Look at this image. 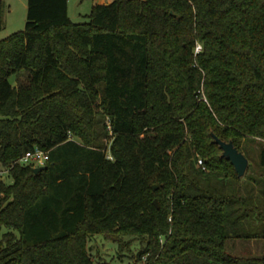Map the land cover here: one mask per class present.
<instances>
[{
  "label": "trees",
  "instance_id": "16d2710c",
  "mask_svg": "<svg viewBox=\"0 0 264 264\" xmlns=\"http://www.w3.org/2000/svg\"><path fill=\"white\" fill-rule=\"evenodd\" d=\"M68 2L27 0L0 40V264H94L96 235L141 237L146 264H264L245 246L264 241V0H111L83 22Z\"/></svg>",
  "mask_w": 264,
  "mask_h": 264
},
{
  "label": "rangeland",
  "instance_id": "374dc122",
  "mask_svg": "<svg viewBox=\"0 0 264 264\" xmlns=\"http://www.w3.org/2000/svg\"><path fill=\"white\" fill-rule=\"evenodd\" d=\"M107 3L109 0H106ZM95 0H69V15L74 22H83L87 20V15L90 14ZM3 23L4 26L0 29V40L10 34L23 30L27 20V0H4L3 2ZM13 79V78H12ZM252 153V163L254 171L259 172L257 166L259 159V143L258 141L250 143ZM7 181H11L7 171L2 175ZM126 241L131 240V249L119 248L117 242L112 239H106L102 235H96L89 242V250L92 255L94 264H146V258L139 260L138 253L143 249L145 241H142L138 236H124ZM255 255L264 253V241L252 240L247 245ZM245 250L241 242L235 244L234 252L237 254Z\"/></svg>",
  "mask_w": 264,
  "mask_h": 264
},
{
  "label": "water",
  "instance_id": "95a60500",
  "mask_svg": "<svg viewBox=\"0 0 264 264\" xmlns=\"http://www.w3.org/2000/svg\"><path fill=\"white\" fill-rule=\"evenodd\" d=\"M213 137L215 142L223 150L222 156L226 157L234 165L240 177H244L249 166V159L247 158V156L234 145L233 141H224L217 137L215 134H213ZM45 168H47L46 165H40L34 170L35 172H39ZM157 188L158 185L153 186V189ZM155 203L158 206L157 199H155Z\"/></svg>",
  "mask_w": 264,
  "mask_h": 264
},
{
  "label": "built area",
  "instance_id": "2783aa9c",
  "mask_svg": "<svg viewBox=\"0 0 264 264\" xmlns=\"http://www.w3.org/2000/svg\"><path fill=\"white\" fill-rule=\"evenodd\" d=\"M201 50V45L198 44L196 47V52H199ZM48 153L41 150V149H34L27 151L25 155L21 158L20 162L22 163H35L37 165H44L46 160L48 159ZM198 165L203 166L204 161L202 158L198 159ZM5 171H0V176L3 175Z\"/></svg>",
  "mask_w": 264,
  "mask_h": 264
},
{
  "label": "crops",
  "instance_id": "0c3cea01",
  "mask_svg": "<svg viewBox=\"0 0 264 264\" xmlns=\"http://www.w3.org/2000/svg\"><path fill=\"white\" fill-rule=\"evenodd\" d=\"M110 1H111V0H109L108 3H109ZM96 3H107V1H106V0H95V3H94V4H96Z\"/></svg>",
  "mask_w": 264,
  "mask_h": 264
}]
</instances>
